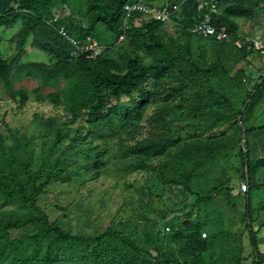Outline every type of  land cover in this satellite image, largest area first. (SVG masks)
Returning <instances> with one entry per match:
<instances>
[{
	"label": "rangeland",
	"instance_id": "obj_1",
	"mask_svg": "<svg viewBox=\"0 0 264 264\" xmlns=\"http://www.w3.org/2000/svg\"><path fill=\"white\" fill-rule=\"evenodd\" d=\"M199 1L204 11V0ZM257 1L253 19H234L237 31L226 44L193 32L211 15L206 9L189 26L179 8L154 32L167 50L177 48L200 67L221 63L228 71L229 83L212 75L205 89L230 97L237 111L227 136L237 122L249 146L242 141L220 153L218 161L204 160L188 147L200 139L195 138L199 120L184 106L204 92V82L199 88L182 85L179 73L154 79L142 116L125 122L117 112L120 119L110 124L90 110L73 115L49 99L54 93L62 96L64 81L38 92L36 79L15 81L10 88L0 82V264H264V132H245L264 125V60L255 53L239 54L232 45L237 38L264 37V0ZM55 2L49 22L59 19L68 26L74 56L91 52L88 58H105V66L112 63L111 70L120 73L130 59L145 56L137 29L150 19L146 14L129 20L125 7L122 30L127 33L116 38L103 24L89 31L99 14L93 0ZM142 2L162 8L168 0L133 3ZM22 26L19 16L0 28V53L10 61L17 54L12 38ZM31 42L30 37L16 67L56 61ZM243 76L241 86L237 80ZM258 83L263 89L255 91ZM141 145L152 150H131ZM97 155V167H88V158ZM244 184L251 186L248 194L240 191ZM197 229L202 239L207 235L206 248L184 237ZM186 239L194 244L191 253Z\"/></svg>",
	"mask_w": 264,
	"mask_h": 264
},
{
	"label": "trees",
	"instance_id": "obj_2",
	"mask_svg": "<svg viewBox=\"0 0 264 264\" xmlns=\"http://www.w3.org/2000/svg\"><path fill=\"white\" fill-rule=\"evenodd\" d=\"M68 0H62L60 4H66ZM139 0H93L92 7L99 11L98 16L93 18L89 31H92L98 24L105 25L113 35L123 32L122 19L126 17L125 7ZM143 3V2H142ZM178 0H168L167 7L172 9L173 5H181L183 15L189 19V26H194L198 15H202L205 10L199 9V0H185L183 4ZM257 0H218V12L210 15V23L217 27H227L231 36L237 31L236 18H254V7H258ZM58 4L55 0H0V28L15 24L21 16L23 26L21 31L12 40L16 41L17 54L13 60L4 58L0 53V82L5 88L12 87L15 81L24 79H36L41 82L39 89L50 86H58L62 81L65 82L62 96L59 93L50 95L53 102L63 104L67 110L76 115L78 112L90 110L93 116H96L105 124H110L113 119H120L115 113L123 112L121 120L127 122L131 116H142V106L150 97L149 85L151 82L161 77H166L179 73L180 83L182 85L191 84L196 88L201 87L204 82V92L199 90L197 97L190 104L184 106L191 116L199 120L195 134L197 142H189L188 147L194 149L197 153L203 155L204 160L218 161L219 154L226 151H233L238 143H242V131L235 122V131L228 133L230 122L235 119L234 113L237 111L232 105L230 97L217 95L214 89H205V84L209 82L212 75L217 77L224 84L231 80L227 76L228 71L220 63L213 68L200 67L188 56L180 54L177 48L167 50L165 45L156 39L155 30L158 25L165 22L149 19L145 24L137 29V35L142 36V48L145 56H137L130 59L127 63L125 73L113 72L112 63L105 66L108 61L105 58H88L91 52L81 53L74 56V45L63 38L58 31L64 27L70 34L72 32L61 20L55 19L49 22L52 16V8ZM173 11V10H172ZM142 13L134 12L131 14V20L134 17L140 18ZM176 13H172L171 19ZM144 18V17H142ZM201 21V20H200ZM77 33L81 30L75 28ZM126 33V29L124 30ZM86 35L80 36L81 39ZM32 38L31 46L39 48L56 59L54 63L46 64L40 62L20 63L17 67V61L24 51L27 39ZM203 40L212 41L216 44H226L219 42L214 38H204ZM235 39V38H234ZM238 39V38H237ZM235 39V40H237ZM234 40V41H235ZM2 37L0 34V46ZM234 49L244 56L251 55L245 50H239L234 43ZM147 58L149 60L147 61ZM244 76L237 80L241 86L244 85ZM263 79V78H262ZM256 84L255 91L263 89V84ZM252 92L248 93V98ZM25 93L20 94L24 97ZM253 96V93H252ZM239 114H243V110ZM244 115V114H243ZM101 117V118H99ZM264 132V125L261 127H249L245 129L246 136L251 132ZM205 137V141H204ZM81 139V138H80ZM245 144L249 146L246 139ZM164 146L159 147L158 153L163 151ZM134 153L148 154L151 149L148 145L135 146L131 148ZM99 155L89 157L87 166L97 167ZM249 157V154H248ZM0 187L1 184H0ZM4 187V186H3ZM7 194V189L4 187ZM251 191L249 190L247 194ZM24 195V192L20 194ZM181 235V234H180ZM66 238L68 236H65ZM186 238L194 239V244L200 248H206L209 241L201 238L199 229L184 234ZM183 238V237H182ZM181 238V239H182ZM180 239V240H181ZM94 239H88L92 241ZM189 240V239H188ZM184 242V247L188 253H191L194 244ZM261 256L262 254L258 252ZM51 264V261H50Z\"/></svg>",
	"mask_w": 264,
	"mask_h": 264
},
{
	"label": "built area",
	"instance_id": "obj_3",
	"mask_svg": "<svg viewBox=\"0 0 264 264\" xmlns=\"http://www.w3.org/2000/svg\"><path fill=\"white\" fill-rule=\"evenodd\" d=\"M131 12L129 14H133L134 12H140L146 14L150 19H154L157 21L167 22L171 19L172 13H175L179 10L180 6L173 5L172 9L169 6H164L162 8H155L153 6H148L143 3H132L126 6ZM202 9L208 10L211 14L215 13L218 10V0H204L201 4ZM127 10V9H126ZM173 10V11H172ZM128 12V11H127ZM130 14V15H131ZM210 15H206V20L203 22H199L193 28V32L199 36L204 38H214L219 42H227L231 38V34L227 27L217 28L210 23L208 17ZM66 29L62 27L58 33L68 40ZM69 41V40H68ZM72 42V41H70ZM74 42V41H73ZM234 45L239 50H245L249 54L255 53L258 54L260 58L264 60V37L258 36L255 38L243 37L233 41ZM74 45V44H73ZM249 190V185L244 184L240 191L243 193H247ZM206 237V234L204 235Z\"/></svg>",
	"mask_w": 264,
	"mask_h": 264
},
{
	"label": "water",
	"instance_id": "obj_4",
	"mask_svg": "<svg viewBox=\"0 0 264 264\" xmlns=\"http://www.w3.org/2000/svg\"><path fill=\"white\" fill-rule=\"evenodd\" d=\"M242 141L245 143V137H242ZM235 193H238V190H234Z\"/></svg>",
	"mask_w": 264,
	"mask_h": 264
}]
</instances>
